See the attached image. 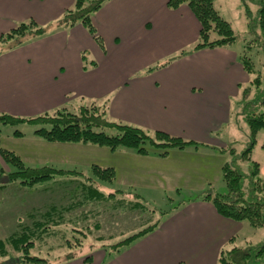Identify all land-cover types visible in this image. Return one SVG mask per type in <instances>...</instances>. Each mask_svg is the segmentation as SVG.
<instances>
[{
  "label": "crops",
  "instance_id": "crops-1",
  "mask_svg": "<svg viewBox=\"0 0 264 264\" xmlns=\"http://www.w3.org/2000/svg\"><path fill=\"white\" fill-rule=\"evenodd\" d=\"M169 1H107L92 16L100 44L81 23L59 26L76 0H0V37L31 20L49 27L46 35L1 51L0 115L30 119L103 102L111 121L198 143L164 158L119 148L128 154L122 169L147 172L165 187L191 180L189 186L205 189L204 179L223 176L227 147L237 143L226 130L251 76L241 61L244 47L197 49L199 20L187 4L172 9ZM225 1L216 0L218 11ZM230 2L242 8V0ZM256 162L264 178V155ZM109 167L117 175L118 166ZM203 189L217 193L212 185ZM162 221L124 253L122 264H217L224 246L246 226L221 216L204 198Z\"/></svg>",
  "mask_w": 264,
  "mask_h": 264
},
{
  "label": "rangeland",
  "instance_id": "rangeland-1",
  "mask_svg": "<svg viewBox=\"0 0 264 264\" xmlns=\"http://www.w3.org/2000/svg\"><path fill=\"white\" fill-rule=\"evenodd\" d=\"M230 1L221 2L219 12L226 21L233 24L232 28L238 37L234 46L236 48L244 47L240 50L243 54L242 56L247 55L253 59L254 63H256V68L261 69L264 66L263 42L258 38L257 41H254L255 34H253L254 36L250 34L251 31L247 25L249 21L248 18L245 19L243 3L241 2V8L237 2ZM256 1L248 0L247 2L253 19L257 18L258 6ZM257 33L258 36L262 35L260 27L257 28ZM262 37L264 39L263 35ZM214 38H217L216 34L212 35V39ZM252 41L256 46L257 44L262 46L260 47L261 49L256 46L249 49L248 47H251L250 42ZM14 45L15 40H9L4 43L1 41L0 54L2 50L9 51ZM157 67L158 65L154 66V70ZM250 76L252 82L255 75L252 76L250 74ZM263 77L264 75H262V79ZM251 82L248 87L252 85ZM251 89L247 101H251L258 96L256 87L251 86ZM80 107L91 110L90 114L106 113V105L103 102H87ZM236 107L237 105L235 106L234 104V109ZM81 109L62 108L60 111L64 110L80 114ZM56 112L57 110L45 114L53 115ZM236 112L235 110L226 133H230L233 136L232 132H234L237 137V143L234 146L233 144L229 145L227 149L231 148L230 150L234 151V147L240 155L247 149L250 129L243 116L240 115L239 117ZM39 116L41 115L33 118ZM112 122L115 123L114 121ZM38 127L27 122L14 126L2 125L0 121V129L2 130L0 148L14 152L23 160L27 167L42 168L51 166L71 173H62V176L56 175L54 177L55 181L33 187H25L20 184V181H17L1 190L0 241L8 242L9 238L22 233L24 229H35L37 224H45L47 226L49 225L47 223H52L51 221H53L54 224L49 225L50 231L40 240H36V238L34 240L35 244L30 250L31 256L45 260L42 264H89L85 259L90 253H93V260L90 264H122L124 253L145 237L139 238L130 247H121L118 253L112 251V245L142 233L156 224L161 226L165 222L162 220L171 214H175L181 205L188 204L196 199H202L209 194V192L201 193L203 188L200 186H189L188 182L191 180L182 181L181 183L183 184L177 185V187H165L160 184L159 179H155L147 172L129 174L126 169H122L123 163L126 162L124 156L128 154L120 153L119 151L121 150L111 153L108 148L93 145L46 142L36 135L35 132ZM17 131L22 133L23 136H16ZM97 131H100V129H97ZM106 133L112 135L116 132L107 130ZM230 142L235 141L230 140ZM263 147L264 132H260L253 160L263 162ZM129 151L133 152L132 150ZM236 151L234 152L236 153ZM239 155L237 156L239 157ZM0 158V167L3 173L7 174L16 171L12 165L4 160L1 153ZM224 160L227 163H231L234 160L231 151L228 150ZM248 160L246 158L239 160L235 165L245 175L243 189L247 194L250 191L251 183L249 175L251 170L253 171L252 163ZM112 164L118 166L115 179L110 183L98 180L94 174L93 166L98 165L106 168ZM198 178L192 179L198 180ZM89 179L95 182L94 184L97 186L95 187L103 191L105 196L109 194H114L115 196L108 200L85 199L81 184L91 182ZM5 180V177L1 178V182H6ZM202 184L205 189L210 185L215 187L217 193L211 194L212 197L216 194L227 193V186L223 176L209 181L204 179ZM164 187L167 188L166 191L161 189ZM137 202L140 204L137 205ZM53 208L56 210L50 211ZM244 223L246 226L242 227L235 235L234 242H229L224 246L223 250H230L235 246L244 247L248 243L257 246L264 243V227L256 229L250 226L248 222ZM74 227L75 230L73 229ZM76 228L84 232L77 233ZM102 238L104 241L100 242L99 240ZM105 245L107 247L104 249L103 246ZM6 248L8 256L0 259V264H21L20 258L23 254L17 252L8 243ZM70 256L72 257L70 258ZM219 258L217 259V264L219 263Z\"/></svg>",
  "mask_w": 264,
  "mask_h": 264
},
{
  "label": "trees",
  "instance_id": "trees-1",
  "mask_svg": "<svg viewBox=\"0 0 264 264\" xmlns=\"http://www.w3.org/2000/svg\"><path fill=\"white\" fill-rule=\"evenodd\" d=\"M107 1L109 0H76L75 10L67 12L58 24L59 26L71 27L81 23L102 44L92 23V16ZM247 2L248 0H242L245 15L249 21L247 25L251 31L250 34L252 36L255 34L254 41H257L258 38L264 45V39L262 37V35L264 36V0L256 1V5L258 6L256 19L251 17L252 14ZM183 4H187L191 8L201 24L200 42L196 47L197 49L229 46L237 42L238 37L231 23L226 21L216 8V0H170L168 3L172 9H177ZM258 27L262 30V35L260 36L257 33ZM48 31L49 27L39 26L35 21L31 20L18 24L12 31L0 37V42L2 41L4 43L9 40H15V45L11 48L13 49L27 43L31 39L46 35ZM213 34H216L217 38L212 39ZM250 45L251 47H248L249 49L256 46L253 41L250 42ZM256 47L259 49L262 46L257 44ZM262 49L264 50L263 47ZM241 61L246 72L252 76L255 75V77L253 76L251 86H255L258 91V96L251 101H247L252 89L251 86L246 88L242 93V99L235 109L237 111L236 114L239 117L242 115L247 123L250 129V139L247 144V149L240 155L235 148L233 149L236 153L230 150L231 148L228 149L231 151L234 160L231 162L232 164L226 163L223 167V178L227 186V193L216 194L214 197L211 194H207L204 199L211 200L221 216L238 222H248L250 226L257 229L264 227V178L260 176V165L252 159V153L258 142L260 132H264V77L262 79L264 66L261 69L256 68V63L247 55L242 56ZM80 108H82L80 114L64 110L60 111L59 109L53 115L44 114V116L41 115L31 119L2 114L0 115V121L2 125L14 126L27 122L39 126L36 129V135L49 143L93 145L108 148L112 151L119 148H126L132 149L140 155L155 153L163 158L167 157L174 150H183L192 145L198 146V143L185 141L180 137H174L162 131L150 133L135 126L120 122L113 123L106 116L105 112L103 114H90L91 110L87 108L78 107L76 109L78 110ZM97 129H100V131H97ZM107 130H113L116 133L109 135L106 133ZM16 136H23V134L17 131ZM1 140L2 130L0 129V143ZM0 153L4 160L16 170L12 173L5 174L0 167V191L17 181H20V184L25 187H33L55 181L54 177L56 175L62 176V173H71L51 166L30 168L14 152L0 148ZM245 158L249 159L248 161L252 163L253 167V171L251 170L249 175L251 183L248 194L243 189L245 175L242 174L241 169L235 166L239 160H244ZM93 171L97 179L103 182L110 183L115 179L116 172L112 167L104 168L94 165ZM4 177L6 178V182H1V178ZM94 183V181H91L81 184V190L85 194V199L98 201L112 199L115 196L114 194L105 196V193L96 188L97 186ZM136 204L139 205L140 203L137 202ZM54 210L56 209L53 208L50 211ZM51 222L47 224H54L53 221ZM49 225L37 224L35 229H24L22 233L9 238L8 242L0 241V259L8 256L6 248L8 243L17 252L23 254L20 258L21 264H42L45 262L44 259L31 256L30 250L33 248L36 238V240H40L50 231ZM158 226L156 224L142 233H138L112 245V251L118 253L121 247H130L139 238L155 231ZM73 229L75 230V227ZM76 231L77 233L84 232L79 231L78 228H76ZM99 241L103 242L104 239L102 238ZM232 242L234 241L232 240ZM103 247L105 249L107 245ZM92 260L93 253H90V255H87L85 261L90 264ZM218 264H264V243L258 246L248 243L244 247L235 246L230 250H223L220 254Z\"/></svg>",
  "mask_w": 264,
  "mask_h": 264
}]
</instances>
